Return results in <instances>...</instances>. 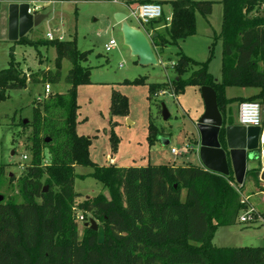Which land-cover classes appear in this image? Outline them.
Listing matches in <instances>:
<instances>
[{
	"label": "trees",
	"instance_id": "obj_1",
	"mask_svg": "<svg viewBox=\"0 0 264 264\" xmlns=\"http://www.w3.org/2000/svg\"><path fill=\"white\" fill-rule=\"evenodd\" d=\"M43 0H0L40 2ZM157 3L162 1H145ZM171 15L163 31H155L152 49L175 45L196 34V14L207 18L210 1L170 0ZM220 32L213 41L222 45L220 81L212 78L207 61L197 62L179 51L172 66L170 84H149L155 97L164 90L182 92L184 84L212 88L218 109L224 114L230 102L226 87H252L260 92L244 101H261L264 72V15L255 11L264 0H221ZM255 13V14H254ZM161 19L150 23L157 25ZM166 22V21H165ZM35 46L27 36L15 42ZM55 50L54 69L28 74L15 61L10 50L8 67L0 71V103L8 92L28 84L68 86L63 94H45L32 106V117L20 122L14 144L22 146L29 164L18 179L17 197L0 200V264H264L263 247L216 248L211 245L214 226L232 225L246 209L242 202L243 185L238 186L230 173L224 177L191 165H147L142 167L98 166L89 159V140L76 133V89L90 83L85 66L89 52L79 51L76 41L48 40ZM211 53H209V57ZM70 63L61 76V62ZM189 73L185 80L181 76ZM134 82L143 83L142 79ZM240 102V103H241ZM111 111L126 108L125 98L113 94ZM159 106V112H160ZM147 142L153 145L162 131L151 119ZM113 148L115 144L112 143ZM5 167L0 166V172ZM76 167H88L87 175H75ZM75 176L91 177L108 191L84 198L73 190ZM247 181L258 183L257 173L248 170ZM14 178H10L12 183ZM46 191L43 192V189ZM184 191V198L181 194ZM82 213V236L75 213ZM93 219L104 230V242L97 244V233L84 227ZM214 221V223H212Z\"/></svg>",
	"mask_w": 264,
	"mask_h": 264
},
{
	"label": "rangeland",
	"instance_id": "obj_2",
	"mask_svg": "<svg viewBox=\"0 0 264 264\" xmlns=\"http://www.w3.org/2000/svg\"><path fill=\"white\" fill-rule=\"evenodd\" d=\"M127 0H43L35 5L37 13L47 15L38 26L33 27L26 36L36 43L35 46L19 45L8 41L7 36H0V71L8 67L10 50L13 48L15 61L28 76L38 70H53L55 50L46 46L47 34L54 40L76 41L79 51L89 52L85 66L90 70V83L76 89V133L89 140V159L98 166L114 163L116 167H144L147 165H182L181 152L196 137L194 120L197 111L203 108L200 92L197 87L184 84L182 92L175 95L173 90H164L155 97L148 93L149 84L168 83L174 79L172 66L176 54L181 51L185 56L197 61H207V70L214 80H220V64L222 45L213 41L220 32L222 21L221 0H193L213 2L212 12L207 18L196 14V34L175 45H165L154 48L157 64L140 66L136 58L130 55L124 45L120 25L114 20L116 13H124L126 21L134 28L148 32L146 26L130 16L127 5L136 6L139 0L124 3ZM170 1V0H159ZM33 5H31L32 7ZM164 21L158 23L159 31H163L169 21L171 7L168 2L162 6ZM257 15H264V6H260ZM255 14V13H254ZM166 21V22H165ZM3 30L5 22L2 23ZM110 40L115 42L114 48L106 53L104 45ZM209 53L211 56L209 57ZM264 72V59L260 63ZM70 63L61 62V76L66 75ZM189 73L181 76L185 80ZM142 79L143 83L134 82ZM68 86L63 81L49 86V93L63 94ZM237 87L226 91L228 98L239 94ZM252 91L253 89H246ZM48 93V94H49ZM113 94L123 96L126 108L118 112L111 111ZM44 96V85L28 84L22 90L8 92V98L0 103V166L5 167L0 172V196L4 198L17 197L18 179L24 174L29 164V157L22 160L24 150L19 144H14L13 136L21 130L19 123L29 121L32 117V106ZM259 103L258 101H256ZM164 104L169 118L163 121L159 106ZM262 110V108H261ZM230 117L236 122V104L230 105ZM162 135L156 137L153 145L147 142V127L149 120ZM168 140L163 145L160 138ZM112 143L115 144L113 148ZM177 154H171L170 150ZM187 162H194V152H190ZM110 158V159H109ZM184 158V157H183ZM88 167H76L75 175H87ZM75 176L73 190L80 195L79 201L87 197L102 194L109 199V194L100 183L91 177ZM10 178H14L12 183ZM184 198V191L181 200ZM247 207L254 209L257 220L251 224H241L238 217L232 225L214 226L211 245L216 248L232 247H263L264 246V196L252 197ZM79 226L78 236H82V213H75ZM214 223V221L212 222Z\"/></svg>",
	"mask_w": 264,
	"mask_h": 264
},
{
	"label": "water",
	"instance_id": "obj_3",
	"mask_svg": "<svg viewBox=\"0 0 264 264\" xmlns=\"http://www.w3.org/2000/svg\"><path fill=\"white\" fill-rule=\"evenodd\" d=\"M28 2H9L7 9V39L15 43L33 28L38 26L47 15L29 13ZM124 13H116L114 20L120 25L124 45L130 55L136 58L140 66L157 64L151 46V40L144 31L134 28L126 21ZM153 34L151 38H154ZM203 104V113L194 123L195 146L200 165L206 171L227 177L232 174L234 182L241 186L244 183L248 163L253 165L259 182L264 183V127L241 126L230 123L217 105L215 91L208 87L199 88ZM163 121L169 118L164 104L160 105ZM26 120H23L25 123ZM163 145L168 144L165 138L159 139ZM46 188L43 189V192ZM2 200V197H0ZM84 227L97 233V244L104 242V230L93 219H89Z\"/></svg>",
	"mask_w": 264,
	"mask_h": 264
},
{
	"label": "built area",
	"instance_id": "obj_4",
	"mask_svg": "<svg viewBox=\"0 0 264 264\" xmlns=\"http://www.w3.org/2000/svg\"><path fill=\"white\" fill-rule=\"evenodd\" d=\"M113 3H118L119 0H112ZM127 5V2H124ZM30 8L28 10L29 13L35 14L39 9L36 6V2H29ZM31 5H33L31 7ZM127 8L130 11V16L133 17L140 26H148L151 22L159 20L163 16L162 6L157 3H141L136 6L127 5ZM145 33V32H144ZM146 34V33H145ZM147 35V34H146ZM149 38V34L147 35ZM48 40H54L51 34H47ZM150 39V38H149ZM60 40V38H58ZM115 46V42L110 40L107 44L104 45V51L106 53L110 52ZM49 86H44V93H49ZM237 123L241 126H252L258 127L261 125V106L257 102L244 101L239 103L237 108ZM171 154H177L176 150L171 149ZM22 160H26L25 156H22ZM242 202L247 205V200L245 198L242 199ZM257 218L252 207H247L242 214L238 217V220L241 224H251L254 223ZM80 222L83 221V217H78ZM260 219V218H259Z\"/></svg>",
	"mask_w": 264,
	"mask_h": 264
},
{
	"label": "crops",
	"instance_id": "obj_5",
	"mask_svg": "<svg viewBox=\"0 0 264 264\" xmlns=\"http://www.w3.org/2000/svg\"><path fill=\"white\" fill-rule=\"evenodd\" d=\"M133 1L134 0H127L126 2H133ZM145 1L156 2V1H159V0H139L138 4H141L142 2H145ZM165 2H168V1H165ZM36 3H38V2H36ZM170 15H171V12H170ZM3 22H5L4 30H3V26H2ZM6 26H7V9H6V4H2L1 7H0V36H2V35L7 36V28H6ZM146 28L148 29V32H145L144 30H142V31H144L147 35L149 34L150 40H151L152 35L155 34V31H159L160 30L158 25H155V24H153L152 26L149 24L148 26H146ZM260 63H259V66H260ZM216 81H218V80H216ZM231 88L232 87H226L224 89V97L226 99H228V100H231L230 102H228L225 105L224 114H225V117L227 118V120L230 123L238 125L237 120L235 122L229 115V114H231L230 105L232 103L236 104V115H237V108H238V105L241 102V100L242 99H246V98H250L252 96H255L256 94H258L260 92V90L258 88H252V87H237L238 89H240V90H238V91H240V92H238L239 94H237L233 98H228L227 95H226V91L228 89H231ZM246 89H253V90L252 91H248ZM258 102H259V104H260V106L262 108V110H261V125L264 127V90H263L262 100L258 101ZM202 113H203V108H201V109H199L197 111V113H196L197 117L194 120H192V122L195 123ZM163 139H164V137H163ZM196 149H197V147L195 146V138L189 139V143L186 145V147L184 148V150L180 154V157L183 160L182 161V165L190 164L186 160H187V157H189L188 156L189 153L190 152H194V155H195L194 158H193L194 162H197L198 166L202 168V166L200 165V160H199L198 152H197ZM109 165H114V163L111 164V162H110ZM161 165H164V164H161ZM167 165H169V164H167ZM173 165L174 166H181V165H175V164H173ZM195 166H197V165H195ZM247 170H253V165L248 163ZM241 195H242L243 198H245L247 200V202H250V200H252L251 198L254 197V196L255 197L264 196V183H262V182L256 183V182H252V181H247L245 179L244 183H243V191H242Z\"/></svg>",
	"mask_w": 264,
	"mask_h": 264
}]
</instances>
